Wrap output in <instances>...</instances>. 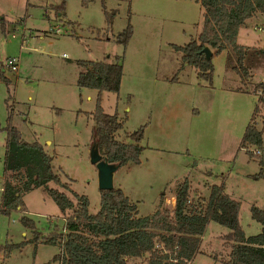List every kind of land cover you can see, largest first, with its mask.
<instances>
[{
    "label": "rangeland",
    "instance_id": "1",
    "mask_svg": "<svg viewBox=\"0 0 264 264\" xmlns=\"http://www.w3.org/2000/svg\"><path fill=\"white\" fill-rule=\"evenodd\" d=\"M105 12L115 14L110 27ZM202 22L197 0H0V189L10 116L21 140L42 145L60 181L86 196L88 213L99 211L97 169L89 161L95 144L92 117L97 92L76 86L81 72L76 63L119 57L120 90L101 92L100 106L122 121L116 141L129 143L128 135L143 128L139 141L143 150L139 165L128 163L114 173V188L136 205L140 217L158 209L162 193L163 207L171 211L173 193L186 179L196 210L205 207L210 187L224 183V193L240 203L245 236L259 234L261 225L252 219L250 207L264 211V167L258 177L259 161L240 144L253 118L264 129L263 108L254 114L255 83L264 76V65L252 69L243 84L227 68L224 51L211 59L210 85L199 79L172 45L183 46L196 38ZM127 24L133 34L123 47L116 38ZM56 27L58 34L51 31ZM236 44L261 48L264 14L257 12L245 21ZM11 58L18 63L15 72L7 66ZM48 188L62 191L53 183ZM21 200L23 211L13 208L0 214V264H59L52 261L59 244L40 240L14 247L34 238L20 218L32 220L34 232L42 238L55 231L65 234L64 220L71 212L61 214L44 188ZM229 233L218 223H209L193 264H224L231 250L223 237Z\"/></svg>",
    "mask_w": 264,
    "mask_h": 264
},
{
    "label": "trees",
    "instance_id": "2",
    "mask_svg": "<svg viewBox=\"0 0 264 264\" xmlns=\"http://www.w3.org/2000/svg\"><path fill=\"white\" fill-rule=\"evenodd\" d=\"M197 1L203 12L200 34L183 46L172 45V49L181 54L183 64L193 67L197 77L209 85L214 70L211 59L226 51L227 68L245 84L251 70L264 65V50L237 45V34L239 28L255 13L264 14V0ZM104 14L107 27H110L115 14ZM132 34L131 26L127 24L117 35L116 43L125 47ZM205 47L213 50L209 61L205 60L203 54ZM76 65L81 70L76 86L97 92L92 120L95 125L94 142L98 145L99 153L110 164L120 167L128 163L139 165L143 150L139 141L143 128L128 135L129 143L116 141L115 135L123 128L122 121L117 114L104 113L100 106L101 92L118 94L120 90L122 60L119 57L111 62L81 60ZM256 112L257 108L254 114ZM10 119L9 116L4 145L5 178L0 214L6 215L13 208L23 211V195L38 188L45 189L61 214L71 212L66 217L65 234L55 231L42 238L34 232L33 221L22 216V225L31 229L34 238L14 247L40 240L45 244H59L61 252L52 258L53 262L59 264H129L130 260H143V264H193L206 226L216 222L230 232L223 237L231 250L224 264H264V211L250 207L251 217L261 225V232L246 237L240 225V203L224 193V183L210 187L209 199L202 210H196L198 207L192 204L190 185L186 179L173 193L175 205L171 211L163 207L165 197L162 193L158 209L151 215L139 217L136 205L122 190L113 188L99 191V211L89 214L86 196L77 195L68 183L60 181L59 175L54 172L52 157L39 143L21 140L19 131L11 126ZM253 122L245 128L241 148L262 142L261 133ZM259 166L257 176L261 177L262 162H259ZM49 183L62 191L48 188Z\"/></svg>",
    "mask_w": 264,
    "mask_h": 264
},
{
    "label": "built area",
    "instance_id": "3",
    "mask_svg": "<svg viewBox=\"0 0 264 264\" xmlns=\"http://www.w3.org/2000/svg\"><path fill=\"white\" fill-rule=\"evenodd\" d=\"M255 29L258 31H263V29H261L259 27H255ZM51 31L54 34H58L60 32L59 28H57V27L51 29ZM260 47H261L260 48L261 50H264V44H262ZM7 66L9 67L10 71H12V72L17 71V67H18L17 60L15 58L8 59L7 60ZM255 84H257V85L255 86L254 92H255V96L257 98V102H258L256 104V108H257V110L263 108V113H264V76H261L259 78V80L256 81ZM252 121H254L253 124L256 126V121L255 120H252ZM256 128L261 133V139H262L261 144L260 145L246 146L244 148V150L252 158L258 160L259 162H262L263 167H264V129L262 127H257V126H256ZM174 202H175V200H174ZM174 205H175V203H174ZM174 205H173V208H174ZM65 221L66 220H64V224H65ZM63 232L65 233L64 230H63Z\"/></svg>",
    "mask_w": 264,
    "mask_h": 264
},
{
    "label": "water",
    "instance_id": "4",
    "mask_svg": "<svg viewBox=\"0 0 264 264\" xmlns=\"http://www.w3.org/2000/svg\"><path fill=\"white\" fill-rule=\"evenodd\" d=\"M203 54L206 61H209L212 57V51L210 48H204ZM95 143V142H94ZM89 161L95 165L97 169L98 190H112L113 175L120 169L119 165L110 164L106 159L99 154L97 143L93 144L89 154Z\"/></svg>",
    "mask_w": 264,
    "mask_h": 264
},
{
    "label": "crops",
    "instance_id": "5",
    "mask_svg": "<svg viewBox=\"0 0 264 264\" xmlns=\"http://www.w3.org/2000/svg\"><path fill=\"white\" fill-rule=\"evenodd\" d=\"M42 38V37H41ZM108 62V61H107ZM111 62V61H110ZM2 187H3V185L1 186V189H0V193H2ZM208 226V225H207ZM203 238H204V234H203V236H202ZM203 240V239H202ZM195 258H196V256H195ZM195 258H194V260H195ZM193 260V261H194Z\"/></svg>",
    "mask_w": 264,
    "mask_h": 264
}]
</instances>
